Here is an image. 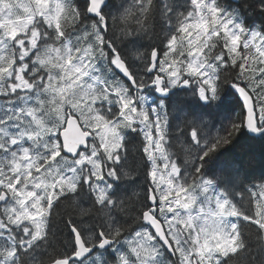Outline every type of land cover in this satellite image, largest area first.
Listing matches in <instances>:
<instances>
[{
	"label": "snow or ice",
	"instance_id": "1",
	"mask_svg": "<svg viewBox=\"0 0 264 264\" xmlns=\"http://www.w3.org/2000/svg\"><path fill=\"white\" fill-rule=\"evenodd\" d=\"M247 6L0 0V264H264Z\"/></svg>",
	"mask_w": 264,
	"mask_h": 264
},
{
	"label": "trees",
	"instance_id": "2",
	"mask_svg": "<svg viewBox=\"0 0 264 264\" xmlns=\"http://www.w3.org/2000/svg\"><path fill=\"white\" fill-rule=\"evenodd\" d=\"M224 2L232 5L234 8H239L242 14H246L247 19H256L257 23L259 22L256 12L247 6L252 3V0H233V2L224 0ZM222 100V112L231 114L232 116H236L240 112L241 103L230 89H227L226 95L222 97Z\"/></svg>",
	"mask_w": 264,
	"mask_h": 264
},
{
	"label": "water",
	"instance_id": "3",
	"mask_svg": "<svg viewBox=\"0 0 264 264\" xmlns=\"http://www.w3.org/2000/svg\"><path fill=\"white\" fill-rule=\"evenodd\" d=\"M232 91H233V93H235V92H234V90H232ZM235 94H236V93H235ZM236 96H237V98H238V100H239V97H238V95H237V94H236ZM239 101H240V100H239ZM240 103H241V102H240Z\"/></svg>",
	"mask_w": 264,
	"mask_h": 264
},
{
	"label": "flooded vegetation",
	"instance_id": "4",
	"mask_svg": "<svg viewBox=\"0 0 264 264\" xmlns=\"http://www.w3.org/2000/svg\"><path fill=\"white\" fill-rule=\"evenodd\" d=\"M231 2H233V0H230Z\"/></svg>",
	"mask_w": 264,
	"mask_h": 264
}]
</instances>
